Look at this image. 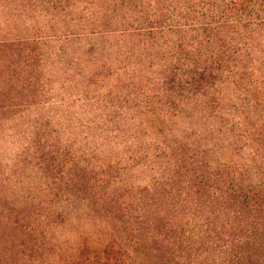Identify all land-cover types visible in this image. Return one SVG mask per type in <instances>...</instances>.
Wrapping results in <instances>:
<instances>
[{"label":"trees","instance_id":"1","mask_svg":"<svg viewBox=\"0 0 264 264\" xmlns=\"http://www.w3.org/2000/svg\"><path fill=\"white\" fill-rule=\"evenodd\" d=\"M74 35L97 43L42 41ZM73 55L105 112L79 150L51 121L69 73L44 72ZM18 125L0 264H264V0H0V134ZM76 203L101 230L62 247Z\"/></svg>","mask_w":264,"mask_h":264},{"label":"rangeland","instance_id":"2","mask_svg":"<svg viewBox=\"0 0 264 264\" xmlns=\"http://www.w3.org/2000/svg\"><path fill=\"white\" fill-rule=\"evenodd\" d=\"M51 37L44 36L42 39L43 42L49 44L48 48L57 49L61 45L64 48L72 47L76 48L78 44L82 43L85 48H88L90 44L96 45V38H82L79 39L77 36H62V37ZM78 55L70 56L64 61H58L54 57L49 58L44 72L48 75L49 78L48 88H54L56 92L61 87L60 85L66 81V72L69 73L68 79L70 80L69 84H66L65 90L62 92L63 95V107H60V104L54 105L53 111L58 114L51 115V121L54 122L57 126L58 133L60 138L63 140L68 138V141L73 145L75 150L83 145L84 140L80 141V138H77L74 141V130L80 124L87 123L90 118L96 116L97 120H102L105 118V112L98 109V104L92 102L91 98L89 100H83L85 97L82 95V91L87 86L83 83L84 77L88 72H93L95 70L96 62L93 64H84L79 69L76 65ZM68 70V71H67ZM114 86V80L112 77H105V82L96 83L90 86L95 90V93L102 95L103 92H106L109 87ZM91 97V96H90ZM76 98L78 101H76ZM82 100V101H80ZM75 101V102H73ZM91 101V102H89ZM58 102V101H56ZM94 103L93 106H85L83 103ZM26 138V131L22 125L18 126H9L6 128L2 134H0V159L2 164H8L10 158L17 151L19 146ZM104 147V145H103ZM65 212V223L61 228L59 233V239L62 242V247L72 248L75 246L78 240V234L82 233L84 235H93L96 234V230H101L99 225H95L90 216L88 215V210L85 205L82 203L68 204L64 207ZM102 226V225H101Z\"/></svg>","mask_w":264,"mask_h":264}]
</instances>
